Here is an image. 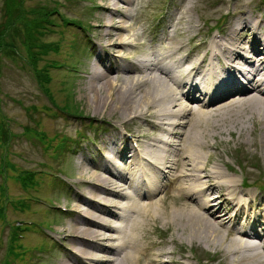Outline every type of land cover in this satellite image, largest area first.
Segmentation results:
<instances>
[{
    "label": "bare ground",
    "instance_id": "obj_1",
    "mask_svg": "<svg viewBox=\"0 0 264 264\" xmlns=\"http://www.w3.org/2000/svg\"><path fill=\"white\" fill-rule=\"evenodd\" d=\"M183 1L172 15L177 36L166 35L164 47L143 51L135 61L114 52L132 43L124 37L130 31L129 24L123 23L127 12L120 10L132 0H103L100 4L104 20L99 26L105 43L96 53V62L86 70L90 80L83 94L94 118L108 114L122 125L130 118L139 123L140 130L133 135L138 142L133 148L112 124L116 132L100 138L106 155L100 151V162L90 164L93 172L89 174L90 167L79 165L74 204L68 208L72 222L61 231L70 245L67 260L75 259L76 264H183L188 257L184 243L197 241L212 245L227 264H264V244L254 245L242 238L251 237L247 230L254 236L257 224L264 226V213L261 217L254 213L251 192L213 163L218 145L208 142L209 136L215 137L220 121L234 119L241 112L264 114V97L260 96H264V61L253 64L249 51L241 50L239 36L240 29H252L253 51L264 40V28L260 30L264 18L254 20L242 5L222 39L209 36L190 46L182 37L194 38L188 31L195 28L196 20L188 6L182 9ZM185 21L188 30H181L178 26ZM123 72L143 76L127 81ZM182 87L187 89L181 92ZM233 92L249 96L215 112L210 110L222 107L214 102L216 98ZM200 96L207 97L205 109L191 102ZM142 126H150L158 134L147 136ZM161 174L166 175L164 189ZM233 208L236 211L228 214ZM242 216L239 228L236 224ZM115 220L120 223L115 225ZM226 222L232 224L224 228ZM153 229L160 234L159 240L151 238ZM110 252L117 257L101 255Z\"/></svg>",
    "mask_w": 264,
    "mask_h": 264
},
{
    "label": "rangeland",
    "instance_id": "obj_2",
    "mask_svg": "<svg viewBox=\"0 0 264 264\" xmlns=\"http://www.w3.org/2000/svg\"><path fill=\"white\" fill-rule=\"evenodd\" d=\"M180 2L181 0H132L130 6L120 7L121 11L127 12L128 17L124 18L123 23L129 24L128 28L130 29L124 34V37L132 39V43L125 46L123 50L118 51L116 49L117 51H113L116 53L120 52L122 55H129L130 60H138L142 57L143 51L146 52L151 49L150 46L148 48L146 46L150 45L152 41L155 47L159 49L164 47L166 42L158 30V22L162 23L166 20L164 16L171 12H176V7L180 6ZM259 2H262V0H185L181 4H183L182 9L189 7L193 20H196L194 22L196 24L195 28L192 26L188 31L189 36L194 34L200 39L201 33V37H203V34L204 36L218 35L217 32L211 29L213 25L218 24V20H223V30H228V26H231L232 22L230 13L239 10L242 5L245 6V12L249 16L254 15V20H257V15L260 17L264 15V11L260 10ZM101 3H103V0H21L22 7L29 10H44V7L54 10L50 19L56 22L57 25H48L51 29L43 30L44 34L40 36L39 42H58L59 48L56 53L49 51L47 54L42 55L37 63V68L40 70L49 61H58L63 65L60 68L49 67V73L47 74L51 77L45 86L37 82L35 78L37 75L36 68L30 67L23 59L26 58V52L19 38L15 39L18 51L17 56H0V123L3 122L5 125L7 122L10 132L15 134V136H10L11 139L8 140L5 152L8 151L7 157L15 164L18 170L29 169L38 172L35 175L38 186L30 189H24L18 180L11 178L10 175L15 174V172L10 169L5 180L0 175V184L4 185L6 197L12 200L11 203L6 202L4 204L5 197L3 196L0 197V204H4L6 219L11 223L16 219H20L23 221L30 220L35 223L40 221L43 222L41 225L44 224L43 228L37 226L39 231L28 230L24 233V238L21 239L25 246L24 260H17L13 264H59L63 261L69 264H76L75 259L67 260L68 252L66 247L70 245L63 239L64 234H61V231L68 228L72 222V218H69L67 211L74 204L72 194L77 187L76 177L79 174V165L90 167L91 163L98 161L99 154L96 144L99 143L100 136L105 131H108L106 127H99L98 124L93 123L96 121L90 118L93 115L83 94L85 92L84 85L90 80V75L87 71L90 63H93L96 59L92 56L93 51L98 53L101 44L105 43L102 39L103 31L99 26V23L104 20V13L100 10ZM2 5L3 0H0V21L2 19ZM257 10H259L258 14ZM62 16L73 20H67L66 23L68 25L63 24L62 27ZM28 17H31V15ZM207 18L211 19L205 20ZM190 24H192V21ZM178 27L181 30H188L187 21L179 24ZM262 28H264V23L260 30ZM251 31L240 29L239 36L242 37L241 44L244 46L241 50L243 52L249 51L248 55L254 58L256 45L258 44H255L252 52L250 47L254 45L252 43L254 35ZM155 32L157 33L155 34ZM170 33L173 36H177V31L174 27L171 28ZM163 35L165 36V33ZM187 36H183L182 40L189 45L190 37L187 38ZM135 43H141L142 46L136 47ZM116 75L114 76L116 77ZM142 76L141 73L137 72H123L122 77L128 81ZM51 98L59 105L68 103L76 108L75 111H80L83 115L87 114L89 117L84 115V117L78 119L72 114L61 111L53 115L51 112L49 113L50 109L53 108L50 101ZM181 99L185 100L184 98ZM220 100L221 98L217 102ZM224 103L221 108H211L210 110L215 112L232 104H226L227 101ZM197 106L200 109H205L201 102L197 103ZM237 108L241 111L240 107ZM106 111L109 113L110 110ZM2 114H4L5 118L1 117ZM97 117L98 121L114 124L120 132L126 135L131 146L138 144L134 140L133 135H138L137 131L140 130L138 128L139 123L131 121L130 118H125L124 129L120 122L108 114L103 116L104 118L102 116ZM128 120L130 121L128 122ZM89 121L92 123L88 124ZM25 126L42 130L48 139L57 134L59 139L52 137V144H58L63 140L61 138L62 134L67 135L68 139H74L72 141L73 144L69 145L66 142L67 146L61 148L60 152L59 149L55 151V149L45 148L38 136L24 131ZM219 126V129L214 131L216 133L215 137H208L209 143H217L218 145L215 150L217 154L212 158L213 163L227 174L233 176L240 184L242 177L245 176L250 184L253 181H257L263 185V112H241V115L234 119L228 118L224 119V122L220 121ZM142 127L143 131L144 129L147 131V136L158 134L150 126ZM99 147L104 154L102 145ZM2 151L3 149L0 148V152ZM84 158H86V161ZM116 159L119 163H122L117 156ZM224 164H226L228 169ZM252 164H255L256 167H251ZM88 169L89 174L93 172L91 167ZM96 170L99 175H104L100 170ZM165 180L163 179L162 183ZM248 190L257 194L256 203H259L262 198L264 200V188L258 189L251 185ZM31 195L40 198L29 201L30 208L27 213L17 211L11 207L10 204H13L12 202L15 200L30 197ZM51 205H55V207ZM81 205L85 207V205ZM171 205L174 207L173 203ZM54 209H58L61 212ZM255 210L258 212L259 208H255ZM115 221V225L120 223L117 220ZM154 229L151 231V238L159 240L161 236L157 231L154 232ZM158 230L162 231L160 227ZM7 231V225L0 221V263L6 251ZM110 234L114 235V232H110ZM184 245L186 246V254L189 255L185 259L186 263L199 264L195 258L197 254L192 251H200L214 255L212 260H199L202 264H227L212 245L199 241L194 243V245L185 242ZM188 251L190 252L188 253ZM178 254V252L175 254L176 259H178ZM101 255L107 259L117 257L116 254L111 252L102 253ZM92 264L102 263L92 262Z\"/></svg>",
    "mask_w": 264,
    "mask_h": 264
},
{
    "label": "trees",
    "instance_id": "obj_3",
    "mask_svg": "<svg viewBox=\"0 0 264 264\" xmlns=\"http://www.w3.org/2000/svg\"><path fill=\"white\" fill-rule=\"evenodd\" d=\"M2 14H1V21H0V56H17V45L15 39L19 38L20 43L24 46L26 52V58L28 63L33 67L36 68V73L38 75L37 82L40 85H46L50 77L46 70H48L49 65H55L56 61L50 63L49 65L44 66L40 70H38V61L40 60L42 55H45L49 50L56 51L59 48V43L57 42H49V43H42L40 41V36H43L44 31L46 29V25H57L49 17L52 15L54 10H50L44 7L43 9H35L29 10L22 7L21 0H3V5L1 6ZM31 15V17H28ZM64 17L62 16V20ZM67 19V18H66ZM36 75V76H37ZM52 104L57 107L58 109L64 108H71L74 107L70 104L66 103L65 105H58L55 100H53ZM3 118V114L1 115ZM24 130L26 132H32L42 141L41 143H46L49 141L46 138V134L42 130L33 129L30 127H25ZM9 128H7L3 122L0 123V140L3 142L2 145H5L8 141ZM47 144V143H46ZM1 166H10L15 169V165L12 161L6 160L4 157L1 160ZM17 176L23 180L27 181L29 178L31 179V171L30 170H23L17 173ZM31 181V180H29ZM4 196V192L1 194ZM19 203V202H18ZM4 206L0 204V219H4ZM14 231L18 232V226L14 225ZM15 237V232H13L12 239ZM11 239V238H10ZM24 248L23 245H20ZM11 252L13 255H20L19 251L13 250L11 248Z\"/></svg>",
    "mask_w": 264,
    "mask_h": 264
}]
</instances>
